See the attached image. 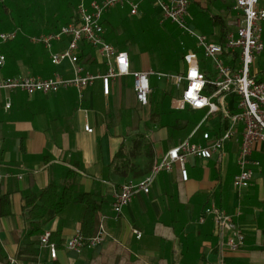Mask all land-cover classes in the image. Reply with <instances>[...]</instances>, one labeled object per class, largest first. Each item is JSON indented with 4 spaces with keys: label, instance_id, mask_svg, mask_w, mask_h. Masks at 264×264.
I'll return each mask as SVG.
<instances>
[{
    "label": "crops",
    "instance_id": "1",
    "mask_svg": "<svg viewBox=\"0 0 264 264\" xmlns=\"http://www.w3.org/2000/svg\"><path fill=\"white\" fill-rule=\"evenodd\" d=\"M134 1L140 2L138 15H131L127 6L114 8L104 16L105 36L119 50L128 52L134 70H155L149 49L137 35L123 49L110 41L112 26L120 27L121 36L126 32L124 29H134L135 22L149 27L155 22L164 23L153 0ZM196 1L199 5L190 11V25L210 39L222 41L219 19L226 23L228 31L232 29L237 15L235 0ZM260 5L264 7V0ZM124 14L135 19L126 22L128 17ZM70 15L61 18L59 28L66 25L64 20ZM68 44L69 39L65 38L55 43L54 50L62 51ZM187 51L184 49L177 67L165 72L185 71ZM197 51L201 68L211 69L210 61L200 49ZM82 54H87L80 61L88 70L107 71L105 58L97 49L82 43L79 57ZM47 55L37 68H27L23 63L14 69L6 65L1 75L72 76L69 60L54 65L48 51ZM260 57L257 63L264 68ZM133 82L130 75L113 79L107 95L99 80L82 97L75 88L49 95L0 91V165L4 173L0 180V264H10V257L17 258V264L39 257L44 264H264V142L252 154V159L258 162L252 166L254 181L250 188L240 192L234 178L239 172L237 157L242 125L237 136L225 143L222 154L216 153L210 159H188V180L182 179L176 165L172 171L160 173L148 194L136 195L122 215L114 217L112 204L121 186L129 180L144 178L155 161L189 138L194 130L175 136L169 127L178 131L190 129L191 120L185 124V117L180 120L181 124L177 119L183 114L200 116L204 111L174 108L173 101L180 92L165 80L164 92L172 93L169 115L154 120L150 114L152 103L147 106L138 103ZM8 100L11 101L9 109L6 108ZM207 121L208 125L205 126L206 122L203 127L214 134H219L227 122L221 114ZM86 125L93 132H87ZM199 140V135L192 138L194 142ZM149 147L153 150L152 160L147 152ZM120 150L122 154L118 157ZM71 171L76 175L79 190L90 194L100 205L94 225L83 227L87 215L85 202L66 196L67 202L57 212L39 199L41 191L51 185L62 195ZM212 204L225 211L245 235L240 249L226 247L230 233L222 234L216 217L205 212ZM32 214L40 219L48 217L42 229L51 231L52 241L57 244L55 260L40 248L39 237L43 232L32 234ZM102 217L105 218L104 243L80 250L66 248L65 243L78 231L87 237L93 235ZM134 230H139L142 237H136Z\"/></svg>",
    "mask_w": 264,
    "mask_h": 264
},
{
    "label": "built area",
    "instance_id": "2",
    "mask_svg": "<svg viewBox=\"0 0 264 264\" xmlns=\"http://www.w3.org/2000/svg\"><path fill=\"white\" fill-rule=\"evenodd\" d=\"M261 0H235L236 17L224 40H212L199 33L189 23L188 17L192 0H153L160 11L162 22L171 21L189 36L195 38L200 49L211 63V70L201 68L199 53L188 50L184 54L186 70L181 73L157 72L153 69L134 70L131 59L126 51L119 50L106 39L104 16L112 9L128 6L131 15L140 13V2L134 0H81L77 6V19L62 26L56 31L31 36V41L43 45L49 52L51 62L59 65L69 60L73 66V74L64 77L54 73L49 77L22 75L3 77L7 57L2 47L14 40L21 32L19 27L11 31L0 32V91L9 93L23 91L29 95L55 94L64 89L75 88L81 97L85 90L101 81L105 94L110 93L113 79L130 75L133 77V89L136 99L142 106L150 103L152 93V78L165 79L172 83L180 92L173 101V106L179 110H206V115L192 131L189 138L169 149L160 160L154 162L151 171L141 180L125 182L113 201L114 217L119 218L124 209L139 193L148 194L160 173L170 172L178 165L183 180H188L186 162L191 157L210 159L216 153H223L227 141L233 140L242 125V140L239 145L237 166L238 174L234 184L240 192L250 188L254 181L253 165L258 162L252 159L255 147L264 142V68L255 67L258 58L264 53V7ZM69 39L68 46L59 52L54 50L55 43ZM85 43L98 50L105 58L107 71L92 72L80 61L79 50ZM209 71H212L211 74ZM232 99V100H230ZM233 102V107L231 103ZM11 107L8 100L6 108ZM221 114L226 120V126L219 134L210 130H202L203 125L213 115ZM87 132H93L89 125ZM199 135L198 142L192 138ZM4 177L0 165V180ZM208 214L216 217L218 230L224 234L229 232L226 247L231 250L240 249L245 241V235L233 219L215 204L207 207ZM102 217L96 232L85 236L78 231L73 238L65 243L67 249L80 250L84 246L97 247L106 240ZM136 237H142L139 230H134ZM40 248L47 250L51 259L58 256L57 244L52 241V233L45 230L39 237ZM10 264H17L18 259L9 258ZM26 264H44L39 257ZM224 264V263H222Z\"/></svg>",
    "mask_w": 264,
    "mask_h": 264
},
{
    "label": "trees",
    "instance_id": "3",
    "mask_svg": "<svg viewBox=\"0 0 264 264\" xmlns=\"http://www.w3.org/2000/svg\"><path fill=\"white\" fill-rule=\"evenodd\" d=\"M31 1V5L23 6L21 2H19V0H0V32L11 31L16 27L22 29V32H20L14 40L9 41L2 47V50L7 57L6 65L8 67H12V69H14L20 63H23L27 68L30 69L37 68V66L41 65V59L45 56H48L44 46L33 43L30 38L31 36L39 35L42 32H51L60 29L58 24L61 21V18L68 17V15L70 14V18L65 20V24H68L77 19V14L72 13L70 8L65 7L66 10L64 12H59L54 8H48L49 10L45 11V6L43 4L40 5L38 2H36V0ZM59 1L60 4H64L65 2L69 5H72L74 4L75 0ZM77 1L80 2L81 0ZM198 5L199 3L196 0H193V5L190 7V11L193 9L195 10ZM188 20L190 21V15L188 17ZM219 23L221 24L222 31L221 40H223L228 32V28L223 20L219 19ZM163 24H166V22ZM163 24H161L160 22H155L154 25L150 28L154 30H152L153 32H151L153 35L150 33V31H148V33L151 34V37L153 36L152 39L155 38L152 40L153 44L158 46L164 53V55L166 54V56L169 58L171 67L174 68L179 65V60L184 53L183 43L189 42L187 50L197 51L198 49L196 46V42L192 40V38H190L188 34L181 30L175 23H170L171 25L173 24V27H170L171 30L169 28H162ZM132 25L136 27H134V29H124L123 31L126 32H123L124 34L121 36L119 33L120 27L112 26L110 32V41L123 49L128 47L130 38L133 39L135 35H138L141 32L144 34L147 33L146 30L142 31L143 28H141L142 26L138 22H135ZM169 32L171 33V36L169 35ZM85 56H87V54H82L80 55V58H83ZM10 72L12 73V71ZM171 96L172 93L168 91L163 92V95L159 99L155 98L154 93L150 94V102L152 103L150 114L154 120H159L160 116L167 117V115H169L168 103ZM181 117L182 118L179 117L180 119H177L179 122L180 120H184L183 118L186 117L187 120L185 124L189 123L190 118L188 116H185L183 114ZM180 123L182 124V122ZM147 152L150 159L152 160L153 150L150 148L147 149ZM121 154L122 150H120V152L118 153V157ZM68 180L69 183L67 186H65L62 195H59L55 187L51 185L41 191V193L39 194V199L45 202L48 207L54 208L57 212L61 210V208L67 202L66 196L68 197V199H77L85 202L87 204L88 217L86 215L83 221V227H85V225L87 224L94 225L100 205L92 199L90 194L81 192L79 190L76 175L72 171L69 173ZM71 180L73 181L72 184H70ZM73 192H75L76 194H74ZM72 194H74V196H72ZM57 196L59 197L58 199L55 198ZM31 220L33 222L32 234H41L43 232V225L47 222L48 217L40 219L36 215L32 214Z\"/></svg>",
    "mask_w": 264,
    "mask_h": 264
},
{
    "label": "rangeland",
    "instance_id": "4",
    "mask_svg": "<svg viewBox=\"0 0 264 264\" xmlns=\"http://www.w3.org/2000/svg\"><path fill=\"white\" fill-rule=\"evenodd\" d=\"M19 2H21V4L23 6L31 5V3H32L31 0H19ZM36 2H38L40 5L43 4L45 6V11H48L49 10L48 8H54V9L58 10L59 12H64L66 10L65 7H67V8H70L71 9V12L72 13H75V14H77V5L79 3V1H77V0H75L74 1V4H72V5L71 4L69 5V4L65 3V2H64V4H60V1L59 0H36ZM123 8H128V7L126 6V7H123ZM116 10L117 9H115V11ZM125 13H126V15H128L127 11ZM126 15L124 14L125 17H128ZM114 17H116V16L114 15ZM134 19L135 18L128 17L126 19V22L127 21H130V20H134ZM165 22H166V24H163L162 25L163 26L162 28H164V29L165 28H169L171 30L170 27H173V24L172 25L170 24L171 21H165ZM141 28H143L142 31L143 30H146L147 33H148V31H150V33L154 31L153 29H150L151 27L146 26V25L145 26H142ZM167 31H169V30H167ZM147 33L144 34V33L141 32V33H139L137 35V37L141 41H143V46H145L146 49H149V52H150V54L152 56L153 63L155 64V70L157 72H165L167 70H170L171 69V65L169 63V58L166 56V54L164 55V53L160 50V48L158 46H156V45L153 44V41L152 40L155 39V38L152 39L153 36L152 37L150 36L152 33L151 34L150 33L147 34ZM169 35L171 36V33ZM188 44H189V42L185 43V46H183V48L186 49L187 46H188ZM136 56H137V59L139 60L140 57H141L140 52L137 53ZM259 62H262L261 64H264V55L262 57H260ZM64 64H67V62H65ZM256 66L257 67H260L261 65L260 64L258 65V63H256L255 64V67ZM209 70H211V69H209ZM209 72L211 74H213L212 71H209ZM263 78L264 77H259V79H263ZM164 82H165V79H158L156 76L152 78V84H153L152 85V88H153L154 96H155L156 99H159L163 95V92H164V89H165V83ZM175 113L178 114L179 112H175ZM205 114H206V110H204L200 116L199 115H195V116L194 115H189V118H190V120L192 122V128H190V129L189 128H186V129H184V131H178L177 129H174L173 130L172 128L169 127V130L175 136L176 135H181L182 133L186 134L189 130L191 131L201 121H203V119L205 117ZM193 120H194V123H193ZM208 123L209 122L207 121V123L205 124V126H207ZM159 126H163V125H159ZM205 126L202 128V130L207 129V127H205Z\"/></svg>",
    "mask_w": 264,
    "mask_h": 264
}]
</instances>
